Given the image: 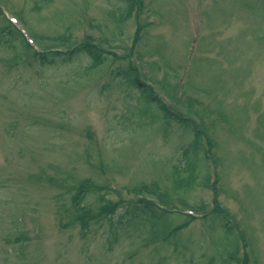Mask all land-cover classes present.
<instances>
[{
    "label": "rangeland",
    "instance_id": "374dc122",
    "mask_svg": "<svg viewBox=\"0 0 264 264\" xmlns=\"http://www.w3.org/2000/svg\"><path fill=\"white\" fill-rule=\"evenodd\" d=\"M140 2L125 17V0H0V264L227 257L215 247L218 219L211 230V217L192 218L177 252L148 223L122 224L123 208L137 199L198 215L218 206L234 226L228 238H237L239 258L264 264V0ZM11 26L13 38H2ZM86 40L107 52L102 64L83 53L49 64L36 56ZM129 66L167 108L197 124L212 147L214 188L177 187L191 133L139 99L119 75ZM79 191L91 214L109 207L84 227Z\"/></svg>",
    "mask_w": 264,
    "mask_h": 264
},
{
    "label": "trees",
    "instance_id": "16d2710c",
    "mask_svg": "<svg viewBox=\"0 0 264 264\" xmlns=\"http://www.w3.org/2000/svg\"><path fill=\"white\" fill-rule=\"evenodd\" d=\"M126 8H125V17H129L134 10H141L142 5L140 0H125ZM136 10V11H137ZM12 27V26H11ZM7 30H4V35L2 38L10 36L13 38V33L15 29L6 27ZM1 34V33H0ZM62 39V38H61ZM64 40V39H63ZM6 42H9V39H5ZM60 50H53L50 52H39L36 53L38 61L42 64H49L54 61V59H60L59 57L65 56L67 60H69L73 55L78 53H83L88 55L94 64L100 65L104 61V54H107L104 50L97 47L93 42L86 40L83 42H78L72 49L66 50L64 53ZM119 75L128 83L131 84L134 90L139 92V99H148L149 101L155 103L159 110L163 112L164 117L166 119H171L183 127L187 128L191 133L192 139L189 144L183 149L182 155L183 160L181 162V166L179 167V171L186 173V178L182 179L181 183L177 186L179 189L191 188L193 185L197 184L203 188L209 189L214 188L216 183V177L212 173V158H211V148L208 146L209 144L204 145L203 135L200 132L197 124L187 119L177 112L173 111L170 107L167 108L165 104L153 93V91L146 84L142 83L138 79L137 72L132 67H127L124 71H119ZM200 168L205 170V175L201 178ZM211 176H213V180L210 181ZM197 180H200L198 182ZM83 195L81 191L76 195L75 201L77 202L76 209L78 210L77 220L82 223V226H86L88 224V219L90 218H101L104 217V213H107L108 208L103 207L102 213L98 212L97 214H91V212L86 210L85 206L80 205V201L82 200ZM122 203V202H121ZM134 205L131 209L128 210L127 207L125 211V222L122 221V224H128L130 227L134 226L140 222H146L150 225L151 230L156 238L163 241V243L167 246H171L174 248V251L177 252L178 248L181 247V231L191 222V218L188 215L175 214L178 212H172L170 208L167 207H159L149 199H137V201L133 202ZM107 206L109 204H106ZM202 205V204H201ZM194 209V208H193ZM106 211V212H105ZM214 212V211H213ZM116 213V212H115ZM114 213V214H115ZM112 214L109 219L112 220ZM183 217L184 220L179 224L175 223L176 217ZM210 218L209 228L212 230L215 225V220L218 219L220 223V229L222 230L223 235L219 233L218 237L221 239L218 245L215 247H226L224 250V254L227 257L221 261V264H248V258L243 256L239 258L238 253L239 249L237 246V238H235V243H230V231L233 230L234 226L229 219L218 211H215L213 214H205L202 216L203 219ZM229 237V238H228ZM226 251V252H225ZM223 255V254H222ZM207 264H215L214 258H210Z\"/></svg>",
    "mask_w": 264,
    "mask_h": 264
}]
</instances>
